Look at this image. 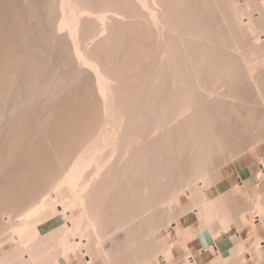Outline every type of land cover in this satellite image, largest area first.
<instances>
[{"label": "bare ground", "instance_id": "bare-ground-1", "mask_svg": "<svg viewBox=\"0 0 264 264\" xmlns=\"http://www.w3.org/2000/svg\"><path fill=\"white\" fill-rule=\"evenodd\" d=\"M66 1L0 0V264H171L169 248L196 264L172 205L222 224L215 238L243 228L226 200L264 181L261 159L202 195L215 156L254 149L264 125V0ZM170 228L178 249L160 244ZM242 241L202 235L209 264L252 251Z\"/></svg>", "mask_w": 264, "mask_h": 264}, {"label": "rangeland", "instance_id": "rangeland-1", "mask_svg": "<svg viewBox=\"0 0 264 264\" xmlns=\"http://www.w3.org/2000/svg\"><path fill=\"white\" fill-rule=\"evenodd\" d=\"M67 1L69 3V6H70V4H71L70 0H67ZM70 8H71V6H70ZM82 62H84V61H82ZM262 110H264V109L262 108ZM263 113H264V111L261 114H263ZM263 120H264V117H263ZM263 126L259 127V129L255 130L254 131L255 133L254 134H250V136L254 135V138H255L256 137L255 135H258V134H261V133L263 134L264 133V131H263L264 127ZM250 133H252V132H250ZM260 137H262V135H259V137H256L255 138L256 141L258 139L264 140V136H263V138H260ZM254 138H253V136H251L250 138L248 137L249 141L253 143V144H249V146L250 147H252V146L254 147V145H255L256 147H254V149L248 150L244 154L241 153L242 154V155L240 154L241 156L238 154L239 155V156L237 155L238 157L235 156V157H233V159L231 158L232 162H231L230 158H229L230 160L228 161V156L229 155H227L226 153L224 155L218 154L217 156H215L214 160L212 161L213 165L209 163L210 166H209V171H208L210 173L209 176L211 177V179L213 181V184H211L210 186L208 185L209 187L208 186L205 187V189L202 192L203 196H205L209 200H213L216 197H218L221 193H224V192L229 193L230 190L232 191L233 188L238 184L239 179H240V181L241 180L242 181L243 180L246 181V180H249L251 177L256 176V175L261 173L263 168L261 166L260 161H261V159H264V141L258 140V142L256 143ZM226 157H227V159H226ZM229 157H231V156H229ZM213 162H215V163H213ZM223 162H224V164H223ZM242 164H244V165L246 164V165H248L250 167L251 170H250L249 173L244 174V173L241 172ZM249 188H250V190H249L250 193L249 194L252 195V196L250 195L251 199L249 198L248 194H245V196H244L243 193H241L240 195L238 194V195L234 196L233 198H231L232 200L230 199L231 200L230 202H229V199L226 200V201H228V202H226L227 206L229 204H232V205L228 206L230 209H226L228 207H226L224 205L226 207L225 209L227 211L229 210L228 213L225 212L226 215H230L229 213H232L234 211L237 212V213L244 214V215H242V222H243V226L242 227L243 228L240 229L238 226L237 227L234 226L228 232H229V236H232L231 238L233 239V243L234 244H237V243L241 242L242 240H247V247L252 249V251H248V252L246 251L247 253H251V252L256 253L258 251L261 254H260V257L257 256V255H259L258 253H256V255L253 254L252 257L251 256L248 257L246 255V252H244V253H242V255H239V256L234 257V258H230L229 255L227 254L228 255L227 259L228 260H227L226 264H264V251L262 249H260L261 247L258 246L260 242H262V241L264 242V227H263L264 226V218H263V221L260 222V223H256L255 222L256 225L258 224L257 226H253V225H255L253 223V221H254L253 220L254 219L253 215H255V214L252 211H249L251 207L249 205L250 203L248 204V200H247V199L252 200L257 195L258 196L260 195L261 197H263L261 200H260V198H258V200H259V204H261V206L259 205V207L262 210L261 212H263V215H264V181H258V183L251 184V186ZM231 191H230V193H231ZM246 196H248V198H246ZM253 201H256V200L254 199ZM187 203H188V200L184 196L181 197V205L174 204L171 207V209L174 210V209H176L175 208V206H176L178 210H174V211L175 212L177 211V213H180V214L175 213L173 210L171 212V209H170V212L173 213L175 216L173 214H169V215H171L173 218L176 217L175 218L176 219V224H177L178 228L180 229V231L186 229L187 228L186 226H191V227H188V228L190 229V231H192V234H195L194 233L195 227H197V229H202V231H203V227H202V225H200L201 223L199 222L198 217H196L197 216L195 214L196 212L195 213L194 212H189V213L183 212V209L186 208V206H184V204H187ZM182 205H183V207L180 208V206H182ZM243 206H245V208L247 206V208L244 210ZM225 209L223 208L224 211H226ZM231 210H232V212H230ZM224 211H222V212H224ZM245 211H247V212H245ZM235 212H234L233 215L236 214ZM233 215H231V218L233 217ZM55 216H57V211H51L50 213H47L45 216H40L39 219H40V221H42L44 223V222L54 218ZM235 218H236V215H235L234 219ZM194 221H197L198 223H196L195 226H192ZM217 221L219 222L220 220H217ZM233 221L235 222V220H233ZM216 225H218V223ZM216 225H215V222H214V226H216ZM221 225L219 224L218 226H221ZM212 226L213 225L209 226L210 229H211ZM213 227H212V229H213ZM217 227H215L213 230L212 229L211 230L214 231V230L217 229V231H219L221 227L220 228L218 227L219 230H218ZM236 233L238 234V236H235ZM177 238L178 237L176 235V231H174L171 228L169 229V233H166L163 230L159 234L160 244H164V245H168L169 246L170 243H173L175 245V246L173 245V247H175V248H177L176 245H177V242L179 241L178 239H180V238H178V239ZM175 241H177V242L175 243ZM185 242H186V244L190 245L188 251L194 256L195 261L198 262V260L196 259V256L198 255L199 250L201 248H202L201 250H205V248L203 247L202 244H201V246H198V245L196 246L193 243V236L187 238L185 240ZM179 243H181V242L179 241ZM3 247L7 248V249H10L12 247V244L8 242V243L4 244ZM256 248H259V249L257 250ZM169 249H168L169 253H171L170 256H171V258L173 257L172 260H171L172 261L171 264H176V263L177 264H183L182 255H178V254L174 255L175 254V249L174 248H169ZM262 251H263V253H262ZM213 258L214 257L211 256V253H206V256L204 258L205 262L202 263V264H209L210 262H212ZM160 259H161V257L159 256L153 262H149V263H145V264H160L159 263ZM60 261H61L62 264H66V262L64 260H60ZM97 264H101V261L99 259L97 260ZM197 264H201V263H197Z\"/></svg>", "mask_w": 264, "mask_h": 264}, {"label": "crops", "instance_id": "crops-1", "mask_svg": "<svg viewBox=\"0 0 264 264\" xmlns=\"http://www.w3.org/2000/svg\"><path fill=\"white\" fill-rule=\"evenodd\" d=\"M250 167L248 166V165H244V164H242V167H241V172L242 173H244V174H247V173H249L250 172ZM196 223H198L197 221H194L193 222V224H192V226H195L196 225ZM186 227H191V226H186ZM202 229H197V227H195V230H194V235H193V243L197 246H201V244H202V235H207L208 236V241H210L211 239L213 240V242L215 243V244H217V245H219V244H223L224 242H225V240L227 239V238H229V237H232V236H229V232H226V233H224V234H220V235H218L217 237H215V238H212L209 234H210V232H209V230L208 229H203V231H201ZM235 236H238V234L236 233L235 234ZM261 248L260 249H262L263 251H264V243H263V241H262V243H261ZM202 249V248H201ZM199 250V253H198V255L196 256V259L198 260V262L197 261H195L196 262V264L197 263H204L205 261V256H206V253H211L209 250H207V249H205V250ZM263 251H262V253H263ZM211 256H212V254H211ZM195 260V259H194Z\"/></svg>", "mask_w": 264, "mask_h": 264}, {"label": "built area", "instance_id": "built-area-1", "mask_svg": "<svg viewBox=\"0 0 264 264\" xmlns=\"http://www.w3.org/2000/svg\"><path fill=\"white\" fill-rule=\"evenodd\" d=\"M239 182H240V179H239Z\"/></svg>", "mask_w": 264, "mask_h": 264}]
</instances>
